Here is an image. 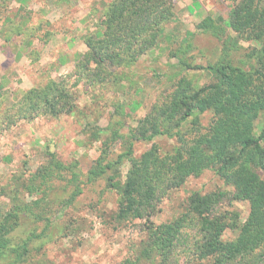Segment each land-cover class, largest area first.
Masks as SVG:
<instances>
[{
    "label": "rangeland",
    "instance_id": "374dc122",
    "mask_svg": "<svg viewBox=\"0 0 264 264\" xmlns=\"http://www.w3.org/2000/svg\"><path fill=\"white\" fill-rule=\"evenodd\" d=\"M239 1L173 0L174 16L156 47L133 62L105 60L100 69L87 57L88 44L102 38L115 0H0V224L12 209L32 207L42 215L29 226L24 264H161L163 249L148 225L171 223L190 209V199H214L221 192L230 195L220 209L232 211L240 225L247 222L249 202L233 200L234 187L212 169L168 191L149 221L118 216L133 161L154 146L163 158L180 145L178 137L168 135L132 138L140 122L172 99L180 79L196 90L217 80L215 72L187 70L179 61L208 66L229 59L245 71L263 67L254 55L262 44L229 26ZM205 22L211 28L205 29ZM51 81L68 91L70 114L30 116L14 107L26 92L45 89ZM214 115L212 110L196 114L204 128ZM262 124L260 118L258 134ZM102 128L107 132L99 134ZM190 129L189 121L179 132L188 137ZM130 144L132 155L116 164ZM50 152L64 167L51 179L42 177L52 165ZM186 232L189 241L176 249L172 262L195 257L190 251L200 237L192 229ZM240 233L229 229L223 239L234 242ZM236 264H264V245Z\"/></svg>",
    "mask_w": 264,
    "mask_h": 264
},
{
    "label": "trees",
    "instance_id": "16d2710c",
    "mask_svg": "<svg viewBox=\"0 0 264 264\" xmlns=\"http://www.w3.org/2000/svg\"><path fill=\"white\" fill-rule=\"evenodd\" d=\"M263 0H240L230 18L229 26L239 35L258 40L262 44L259 61L261 70L245 71L229 59L208 66L192 65L180 60L187 70H210L217 80L200 89H192L191 82L182 78L170 101L155 106L154 114L142 120L134 139L151 140L155 136L168 135L179 138V146L162 158L158 148L134 160L124 186L119 205L121 220L134 217L148 219L156 213L159 203L170 190L182 187L192 176H199L212 169L228 185L234 187L233 200L247 201L250 215L240 225L237 215L230 210H221L222 200L230 195L221 192L214 199H190V209L171 223L148 225L153 240L163 249L161 264L172 262L176 249L189 241L187 229L199 235L191 249L192 257L184 264H236L243 257L264 245V6ZM173 0H115L108 11V25L96 45L88 44L91 55L103 69L104 61L112 65L133 62L156 47L163 27L174 16ZM205 29L211 26L205 22ZM68 91L51 81L45 89L34 88L26 92L22 101L14 105L30 116L40 114L61 116L70 114L74 108L69 104ZM65 105H59L61 100ZM214 112L210 127L204 128L196 114ZM155 115V116H154ZM154 116V117H153ZM157 116L162 121L157 120ZM153 117V118H152ZM263 118L258 134L256 122ZM191 122L189 136L179 130ZM167 124V129L161 127ZM161 126V127H160ZM175 130L178 132L175 134ZM99 134L107 129L98 130ZM52 157L50 169L42 177L54 178L64 167ZM132 155L130 149L116 161ZM114 164V163H113ZM112 164L106 166L111 168ZM101 171L99 174L104 173ZM95 173V171L93 172ZM97 174V175H99ZM41 177L35 175V177ZM113 181L114 177H108ZM48 195V194H47ZM49 196V195H48ZM41 214L32 207L10 210L0 224V264H24L29 254L32 238L31 223L41 220ZM240 230L234 242H225L223 237L229 230ZM195 234V235H196ZM150 258L153 256H149ZM193 260V261H192Z\"/></svg>",
    "mask_w": 264,
    "mask_h": 264
}]
</instances>
